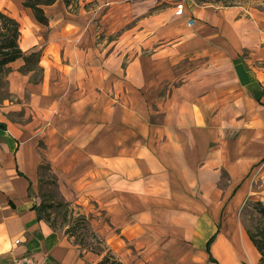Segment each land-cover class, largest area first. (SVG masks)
I'll return each mask as SVG.
<instances>
[{"label": "crops", "instance_id": "obj_1", "mask_svg": "<svg viewBox=\"0 0 264 264\" xmlns=\"http://www.w3.org/2000/svg\"><path fill=\"white\" fill-rule=\"evenodd\" d=\"M86 1L93 4L77 14L65 0L45 5V25L23 0H0V9L21 24L23 51L41 52L42 70L33 81L34 69L21 70L23 58L11 62L12 99L0 100V264L28 253L40 264L101 259L40 213L32 188L45 161L60 163L62 171L91 167L103 192L99 201L111 205V222L124 226L119 237L105 239L115 254L123 249L118 244L132 240L158 251L157 264H264L236 216L248 198L264 204V168L247 178L264 157V66L254 64L264 58L258 0L229 7L197 0ZM103 32L109 36L104 47ZM184 49L201 61L187 72L180 65ZM155 75L170 85L166 98L157 99L161 120L151 119L145 92ZM132 202L161 205L158 217L174 221L165 238L130 232L134 210L137 220L157 217ZM169 203L194 206L180 215L175 205L167 212ZM186 220L188 231L181 226ZM130 226L145 229L139 222ZM186 238L194 245L179 261L173 253Z\"/></svg>", "mask_w": 264, "mask_h": 264}, {"label": "rangeland", "instance_id": "obj_2", "mask_svg": "<svg viewBox=\"0 0 264 264\" xmlns=\"http://www.w3.org/2000/svg\"><path fill=\"white\" fill-rule=\"evenodd\" d=\"M237 1L239 0H210L209 3H214L216 7H229L234 5ZM240 1L244 2L245 0ZM246 2L250 3V0H246ZM91 4H93L92 1L72 0L71 5L69 6V11L71 12V14H77L79 8L82 5L91 6ZM166 4L167 3L165 2L164 6H166ZM253 4V2L250 3V5ZM255 5H258L260 10H264V0H258V3H255ZM8 13L10 14V12ZM122 13L124 14L125 10L122 11ZM259 28L257 30V33L259 31ZM259 33H264V26H262ZM105 36H108V34H106V32H103L99 37V41L102 42L105 39ZM102 46H106L104 45V41L102 42ZM260 48L261 55H264V41ZM244 53L245 55L250 54L248 51H245ZM200 62L201 61L197 59H191V54L187 53V49H184V52H182V58L180 59V65L183 72L192 70ZM126 64L127 59H125L124 61V66H126ZM254 64L256 66H264V58H259L255 61ZM146 66L150 69H154L155 65L152 63V61H149ZM41 77L42 70L39 66H36V68L33 70L31 80L39 81ZM149 78L150 85L145 88V92L149 102H151V119L161 120L163 118V109L159 108L157 99L159 97H161V99L163 97L166 98V96L168 95V87L170 86L168 83L169 78H163L164 80L161 82L158 81L157 75L149 76ZM8 84L9 82L7 80V74L3 77L0 76V100H3L4 98L12 99ZM246 107L250 112L257 110V107L251 106L250 104H247ZM261 109L264 116L263 107ZM90 168V166L88 167L87 164H84L79 166V170H77L75 167L74 170L62 171L60 163L55 164L45 161L39 168L36 185L34 188H32V196L37 198V206L39 207L42 216L45 217L51 223V225H53V227L64 231L68 238L75 245H78L77 243L79 242L80 246L78 245V247L82 250L90 248V246L99 247V244L96 241V237L92 235V231L97 232V234L102 237V239L105 241V244L107 245L105 239L116 236L119 237L124 227L120 226L119 224H113L111 222V205L99 201V198H102V196L100 195L103 192L99 191V187L96 188L94 186V177L92 175L93 173L89 172ZM262 168H264V157L261 158V161L258 165L253 166L250 169L247 178L255 176L254 174H258ZM228 178L229 174L227 172H224V177L222 179L223 185L226 184ZM152 185L154 187L157 185V176L153 177ZM153 195L155 196L154 198L157 199V195L154 193ZM150 198L153 199L152 196H150ZM131 204L138 210H142V208H149L155 213V215H157V217L161 216L159 212V214L156 213L158 211V207H161V205L159 204L155 203L142 205L141 203L135 202H132ZM174 205L176 209L178 207V209L181 211L180 215H184L186 213L188 214L189 207L194 206L189 204L183 205L169 203L167 204V212H173ZM152 208H155V210H153ZM177 211H175L174 214H179V211ZM136 212L137 211L134 210L135 219L128 222V229L130 230V232L134 230L137 235L145 233V235L155 236L157 234L155 236V239H157L158 241L165 238L167 234L166 231L171 229L173 226L174 221L172 222V219H169V217H166L165 219L153 217L150 219L137 220L135 215ZM236 214L237 218L241 219L245 230L247 229L252 233H257L258 231L262 230L264 231V214L260 213L259 207L255 200H251V198H248L238 208ZM133 222H139L142 225H145V229L137 226L131 227L130 225L133 224ZM185 222H188V220L182 221L181 226H183V228L188 231V223L186 226H184ZM68 228L70 231H74L73 233L75 234L71 236V233L67 232ZM83 233H85V235H83ZM127 233H129L128 230L121 237L125 239L128 238ZM83 236H85V241L80 242V239ZM76 239L78 241L77 243ZM181 241H183V248L173 253V256H177V258H179V261L186 257L187 250H189V247L194 245V240L189 238L181 239ZM122 243L123 245H118L122 246L123 249H118L119 251L117 250L116 254L123 260L125 264H157L158 251L148 252L144 248H138L136 247V244L132 242V240L130 242L124 241ZM152 247H155V244ZM211 261L213 260L211 259ZM179 264H193V262L185 260L183 262H179Z\"/></svg>", "mask_w": 264, "mask_h": 264}, {"label": "trees", "instance_id": "obj_3", "mask_svg": "<svg viewBox=\"0 0 264 264\" xmlns=\"http://www.w3.org/2000/svg\"><path fill=\"white\" fill-rule=\"evenodd\" d=\"M56 0H24L23 5L30 8L33 12L35 19L42 24H48L49 17L45 12L44 6L53 4ZM68 6L71 5L72 0H65ZM199 4H208L210 0H197ZM21 24L20 22L10 15L9 13L0 9V76H5L9 71V64L19 58L25 60V64L21 67V70L27 71L35 69L40 61L41 52L34 50L31 52H25L20 47L19 39L21 35ZM260 213L264 214V204L261 201L256 202ZM67 232L74 235V231ZM85 235V233H83ZM92 235L96 237V241L99 247L90 246V248L83 249L85 251H92L101 255V259L96 264H125L116 254L110 249L105 241L100 237L97 232L92 231ZM249 235L261 252V261H264V231H258L252 233L249 231ZM85 241V236L80 239V242ZM76 239V243H77ZM80 246V243H77ZM210 253V249L208 248ZM212 260L213 257H211Z\"/></svg>", "mask_w": 264, "mask_h": 264}, {"label": "built area", "instance_id": "obj_4", "mask_svg": "<svg viewBox=\"0 0 264 264\" xmlns=\"http://www.w3.org/2000/svg\"><path fill=\"white\" fill-rule=\"evenodd\" d=\"M179 12H182V9H180ZM12 264H40V262L34 257V255L28 253L16 257Z\"/></svg>", "mask_w": 264, "mask_h": 264}]
</instances>
